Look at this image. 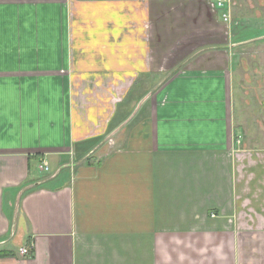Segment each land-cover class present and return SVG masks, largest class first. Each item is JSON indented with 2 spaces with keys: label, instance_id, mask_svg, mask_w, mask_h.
Returning a JSON list of instances; mask_svg holds the SVG:
<instances>
[{
  "label": "crops",
  "instance_id": "crops-1",
  "mask_svg": "<svg viewBox=\"0 0 264 264\" xmlns=\"http://www.w3.org/2000/svg\"><path fill=\"white\" fill-rule=\"evenodd\" d=\"M214 4L0 0V264H264V0Z\"/></svg>",
  "mask_w": 264,
  "mask_h": 264
},
{
  "label": "built area",
  "instance_id": "built-area-1",
  "mask_svg": "<svg viewBox=\"0 0 264 264\" xmlns=\"http://www.w3.org/2000/svg\"><path fill=\"white\" fill-rule=\"evenodd\" d=\"M231 3V0H215V4L214 6L219 9V10H223L224 13H223V20L225 22H229L230 21V16H229V12H226L227 11V7L228 5ZM41 169L42 170H45V171H49V166L47 165V163H44L42 166H41ZM18 254L19 256L21 257H29L31 256V249L29 247H23L21 248L19 251H18Z\"/></svg>",
  "mask_w": 264,
  "mask_h": 264
},
{
  "label": "rangeland",
  "instance_id": "rangeland-1",
  "mask_svg": "<svg viewBox=\"0 0 264 264\" xmlns=\"http://www.w3.org/2000/svg\"><path fill=\"white\" fill-rule=\"evenodd\" d=\"M243 56L245 55V51H243V53H241ZM244 59V58H243ZM244 63V62H243ZM249 70V69H248ZM242 72H244V70L242 71ZM250 73H251V76H250ZM252 73H253V71L252 70H249V73H248V75H247V79L248 78H252ZM245 99V98H244ZM250 99V98H249ZM244 102L245 101H243V107H242V110H243V112L245 113L247 110H246V107H244ZM249 112V111H248ZM249 115H251V112H249L248 113ZM254 115H256V117L254 118L255 120V122H256V120L259 118V115H260V113H254ZM253 120V119H252ZM247 121H251V118L250 119H248ZM254 123V122H253ZM258 128V127H257ZM258 131H260V128H259V130H257V132ZM254 142H255V144H257V145H264V135H262V133H259V134H255L254 135V140H253Z\"/></svg>",
  "mask_w": 264,
  "mask_h": 264
},
{
  "label": "trees",
  "instance_id": "trees-1",
  "mask_svg": "<svg viewBox=\"0 0 264 264\" xmlns=\"http://www.w3.org/2000/svg\"><path fill=\"white\" fill-rule=\"evenodd\" d=\"M0 255H7V256H10V255H14L13 252H10V253H0Z\"/></svg>",
  "mask_w": 264,
  "mask_h": 264
}]
</instances>
